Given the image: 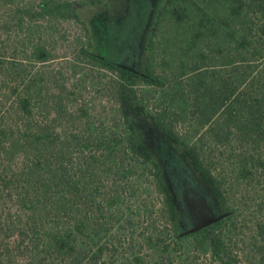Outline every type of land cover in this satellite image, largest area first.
I'll return each mask as SVG.
<instances>
[{
	"label": "trees",
	"instance_id": "trees-1",
	"mask_svg": "<svg viewBox=\"0 0 264 264\" xmlns=\"http://www.w3.org/2000/svg\"><path fill=\"white\" fill-rule=\"evenodd\" d=\"M13 2L0 0V7ZM72 7L44 1L40 15L47 33L54 34L55 22ZM28 13L36 15L32 8ZM41 41L27 60L9 61L0 53V264H189L212 239L214 226L228 221L231 234L204 248L211 264H264V0H169L144 72L81 48L80 57L115 78L123 113L114 125L96 126L88 113L70 109L73 98L62 72H33L24 64L33 69L53 60L48 42ZM19 45L24 43L15 40L10 46L15 54ZM25 82L24 93L12 96ZM143 87L159 94V113L149 117L171 142L188 145L173 130L175 121L191 120L210 138L208 154L194 152L196 146L186 155L218 205L230 207L225 220L181 236L164 173L136 139L131 116ZM229 146L239 157L225 171L217 153ZM143 190L151 205L144 222L149 235L131 237L140 215L130 198L137 200ZM117 225L121 230L114 231ZM117 234L124 240L120 248L107 242ZM174 237L183 243L181 252L172 246ZM146 247L153 255L141 253ZM106 253L113 255L111 263Z\"/></svg>",
	"mask_w": 264,
	"mask_h": 264
},
{
	"label": "rangeland",
	"instance_id": "rangeland-1",
	"mask_svg": "<svg viewBox=\"0 0 264 264\" xmlns=\"http://www.w3.org/2000/svg\"><path fill=\"white\" fill-rule=\"evenodd\" d=\"M44 1L46 0H14L13 3L0 7V53L9 61H13L14 58L27 60L31 56L34 43L42 38L40 43L48 42L47 48L52 52L53 60L46 66L36 65L33 69V64L29 61H25L24 64L33 72H52L58 75L62 72L67 80V93L73 98L70 109L88 113L91 123L96 122V126L120 123L119 115H122L123 108L112 88L114 76L91 65L89 60L79 56V52L84 48L88 53L110 63L144 72V65L149 55L147 50L149 42L158 25V18L166 8H169V0H59L64 3L69 2L73 7L72 12L67 14L65 19L55 22V32L52 35L47 33V23L43 15H40ZM30 8L33 9L32 15L36 14L34 17L29 16ZM6 22L8 27L4 26ZM29 27H34L31 32ZM158 29L156 41L159 43L165 33V23H162ZM29 34L30 38L27 37ZM50 37L53 39L51 40ZM15 40L24 43L22 46L19 45L16 54L14 47L10 48ZM31 74L29 73V77ZM26 84L27 82L21 84L12 96L24 93ZM5 91L10 94L8 87ZM138 93L137 115L131 116L136 129V139L147 148L164 173V183L171 190L178 205L177 228L181 236L192 232L209 218L225 220L228 216L227 210H231L230 207L218 205L212 188L194 171L186 155L187 150H193L196 146L194 152L208 154L210 151L207 150L211 146L210 138L205 136L204 131H199L197 125H191V120H187V123L175 121L172 124L173 130L176 134L183 133L186 138L184 141L188 142L187 146L175 145L157 129L149 117L159 113L157 100L159 94L156 89L143 87L138 89ZM77 127L81 128L82 125L77 124ZM232 148L229 146L226 149H219L217 153L218 161L225 164V171L229 165L230 171L233 170L232 164L235 163L236 157H239V153ZM241 190L242 188L239 191ZM141 193V197L137 200L130 198L129 202L134 212L140 215L138 220L140 223L134 230L129 231L131 237L133 233L135 236L149 235L144 223L151 212V205L146 201L149 193L144 190ZM234 214L235 217L240 215L236 212ZM230 222L232 221L214 226L210 231L211 238L216 239L231 234L229 231L234 227L230 228L232 226ZM241 226L243 225H236L239 229ZM249 227L252 228L251 225ZM120 228V225H117L114 231L121 230ZM113 237V240L107 238V242L112 241L115 243L113 247L120 248L124 243L123 237L118 234ZM212 239L202 245L198 253L190 256L189 264H211L204 248L209 246ZM171 241L174 250L180 252L183 250L182 241L176 237ZM162 248L163 245L156 249L162 250ZM136 252H138L137 248ZM141 253L144 256L153 255L151 247H146ZM106 254V261L111 263L113 255Z\"/></svg>",
	"mask_w": 264,
	"mask_h": 264
},
{
	"label": "water",
	"instance_id": "water-1",
	"mask_svg": "<svg viewBox=\"0 0 264 264\" xmlns=\"http://www.w3.org/2000/svg\"><path fill=\"white\" fill-rule=\"evenodd\" d=\"M216 221H218V219L209 218L207 220H204L200 225H198L196 228H194V230H192V232L201 230L203 228H206V227L210 226L211 224H213Z\"/></svg>",
	"mask_w": 264,
	"mask_h": 264
}]
</instances>
